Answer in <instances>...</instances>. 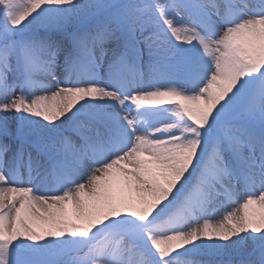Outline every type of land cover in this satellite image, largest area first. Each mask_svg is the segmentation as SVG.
Segmentation results:
<instances>
[{"label":"snow or ice","instance_id":"obj_1","mask_svg":"<svg viewBox=\"0 0 264 264\" xmlns=\"http://www.w3.org/2000/svg\"><path fill=\"white\" fill-rule=\"evenodd\" d=\"M0 264H264V0H0Z\"/></svg>","mask_w":264,"mask_h":264},{"label":"bare ground","instance_id":"obj_2","mask_svg":"<svg viewBox=\"0 0 264 264\" xmlns=\"http://www.w3.org/2000/svg\"><path fill=\"white\" fill-rule=\"evenodd\" d=\"M69 211L71 212V207L69 206Z\"/></svg>","mask_w":264,"mask_h":264}]
</instances>
